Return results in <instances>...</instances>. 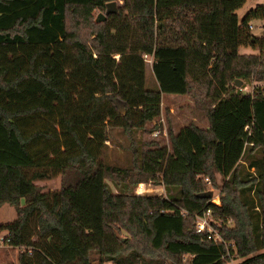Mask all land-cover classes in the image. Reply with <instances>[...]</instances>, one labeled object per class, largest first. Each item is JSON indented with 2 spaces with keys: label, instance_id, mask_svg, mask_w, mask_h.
<instances>
[{
  "label": "trees",
  "instance_id": "obj_1",
  "mask_svg": "<svg viewBox=\"0 0 264 264\" xmlns=\"http://www.w3.org/2000/svg\"><path fill=\"white\" fill-rule=\"evenodd\" d=\"M109 1L0 0V264H264V41L247 28L264 6L238 22L245 0H121L96 22ZM164 93L206 127L165 118L166 145L145 141ZM144 182L163 196L133 194ZM215 187L218 206L198 197ZM205 210L221 242L194 231Z\"/></svg>",
  "mask_w": 264,
  "mask_h": 264
},
{
  "label": "rangeland",
  "instance_id": "obj_2",
  "mask_svg": "<svg viewBox=\"0 0 264 264\" xmlns=\"http://www.w3.org/2000/svg\"><path fill=\"white\" fill-rule=\"evenodd\" d=\"M121 0H114L115 8L117 4H120ZM256 5H262L264 6V0H245L244 3L242 4L241 7L235 10V14L237 16L238 22L241 20L243 15L249 10L254 8ZM98 12L93 13V17L96 16ZM103 14V12H101ZM252 30L250 31V28L248 27V30L254 35L258 37L263 36V28L261 24H264V22H257L254 21L252 22ZM238 53L243 54V53H256L258 50L257 48H250L249 46H239L238 47ZM152 80L151 73H150V64L145 62V86H149V82ZM254 85L258 86L259 83H253ZM260 87L262 84L260 83ZM250 88L247 87V91ZM165 118H167L170 122V126L173 132H176L180 127L184 126L185 124L189 122H193L196 124L198 127H205L206 126V121L203 117V115L196 110L193 107L192 102L185 96L181 95H176V94H162L161 95V101H160V114L156 122L161 127L160 133L157 131H153L152 133H144L143 134V139L145 141L148 140H155L157 141L160 145H166L167 139H166V133H165ZM194 118V120H192ZM148 124L147 126H149ZM154 132L156 134H154ZM115 140L118 143H125L124 137H122L119 133H115L114 131L112 132ZM107 143V144H106ZM107 147L112 148V151H108L107 154L110 158V160L114 162H120L122 159V153L120 147L113 145L112 143L105 142ZM36 186L39 187L41 192H49L52 190H55L59 186V176H56L51 179L47 180H36L33 182ZM145 184L149 183L151 191H149L146 194L149 195H162L164 194V191L162 189V186L160 184H153L151 182H144ZM221 179L218 177L216 180V185H220ZM106 187L110 192H114L113 188L111 187L110 183L105 180ZM207 184V188H210V185ZM218 188L215 187L213 188L214 195L217 194ZM15 217V211L14 208L8 204H3L0 206V224H5L7 222H10L14 219ZM4 233V231L0 232V236ZM2 243V242H1ZM0 243V248H3L4 244ZM17 251V249H15ZM15 251V252H16ZM185 260V259H183ZM240 259H231L227 262V264H235L239 261Z\"/></svg>",
  "mask_w": 264,
  "mask_h": 264
},
{
  "label": "built area",
  "instance_id": "obj_3",
  "mask_svg": "<svg viewBox=\"0 0 264 264\" xmlns=\"http://www.w3.org/2000/svg\"><path fill=\"white\" fill-rule=\"evenodd\" d=\"M113 57L116 58V56H113ZM142 59L146 63H149V64L151 63V55L144 54V55H142ZM262 87L264 88V83H262ZM238 89L243 91V92H247L246 86L238 87ZM154 134H156V133L154 132ZM206 184H209V182L206 181ZM149 185H150L149 183H147V184L137 183L136 186L134 187L133 194L145 195L146 193H148L152 189V188H150ZM208 201L211 204H214L216 206L219 205V200H218L217 194L214 195L213 191H212V196H211V198H209ZM211 222H212V219H211L209 210H205L201 214L195 216V218H194V225H195L194 231L196 233H201V234L204 233L206 239L212 240L213 242H221L222 240H221L220 236L217 234V232L212 228ZM4 234H5V232L0 236V243L2 242V236Z\"/></svg>",
  "mask_w": 264,
  "mask_h": 264
},
{
  "label": "water",
  "instance_id": "obj_4",
  "mask_svg": "<svg viewBox=\"0 0 264 264\" xmlns=\"http://www.w3.org/2000/svg\"><path fill=\"white\" fill-rule=\"evenodd\" d=\"M116 11V8H115V4H114V1H109V2H106L105 3V10L103 12V14L101 12H98L95 16V21L96 22H100V21H103L105 19V14H108V13H113ZM241 84V80L240 79H234L233 80V85L235 87H238L240 86ZM212 196V191L211 190H207V191H204V192H201L198 194V197H201V198H211ZM121 239H124L123 237H121Z\"/></svg>",
  "mask_w": 264,
  "mask_h": 264
},
{
  "label": "crops",
  "instance_id": "obj_5",
  "mask_svg": "<svg viewBox=\"0 0 264 264\" xmlns=\"http://www.w3.org/2000/svg\"><path fill=\"white\" fill-rule=\"evenodd\" d=\"M254 20H250V21H248V23H247V28L249 27L250 28V31L252 30V22H253ZM255 21H257V22H264V20H262V19H255ZM261 26H262V28H263V41H264V24H261ZM249 31V30H248ZM249 31V33L251 34V35H253L251 32ZM254 36V35H253ZM254 37H257V38H259L258 36H254ZM263 52H264V49H263ZM192 120H194V118H192ZM196 125V124H195ZM206 127V126H205ZM201 128H203V127H201ZM3 205V204H2Z\"/></svg>",
  "mask_w": 264,
  "mask_h": 264
}]
</instances>
